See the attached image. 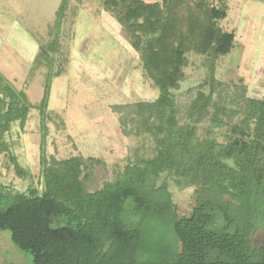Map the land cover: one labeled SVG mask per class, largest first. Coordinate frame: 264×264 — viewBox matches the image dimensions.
Wrapping results in <instances>:
<instances>
[{
	"label": "trees",
	"instance_id": "1",
	"mask_svg": "<svg viewBox=\"0 0 264 264\" xmlns=\"http://www.w3.org/2000/svg\"><path fill=\"white\" fill-rule=\"evenodd\" d=\"M136 1L125 7L130 19L127 14L125 21L115 15L119 22L131 25L136 16L133 8L140 11L143 6ZM172 1L165 0V13ZM68 2L63 1L60 18ZM186 5L179 0L176 7L181 8L182 27L186 29L192 18L212 24L213 19L197 3ZM226 9L223 1L222 14ZM215 30L218 39L212 48L209 77L182 119L174 92L153 66L147 49L152 35L140 37L142 47L136 46L144 80L154 83L158 98L116 104L111 111L124 136L148 135L153 149L149 157L128 159L124 172L96 192H89L87 183L96 167L104 164L101 159L76 156L50 161L47 156L48 123L57 120L49 109L51 76L36 106L0 74V157L9 155L24 177L29 174L12 153L7 137L15 125L23 130L31 111L39 110L43 191L31 187L28 193H13L0 184V233L9 232L11 242L31 256V264H264V244L256 247L253 243L255 219L264 217V98H250L240 87L231 94L216 79L217 50L220 56L228 55L235 48V38L221 35L220 28ZM59 45L57 39L40 46L37 60L60 53ZM64 70L60 68L59 74ZM237 117L243 120L233 125ZM199 120H209L217 129L232 126L233 142H221L211 131L198 138L195 125ZM242 132L246 136H236ZM162 179L159 188L156 183ZM171 185L198 189V200L188 215L177 218ZM153 221L171 222L182 244L180 252L165 238L161 250L151 249L148 227Z\"/></svg>",
	"mask_w": 264,
	"mask_h": 264
},
{
	"label": "rangeland",
	"instance_id": "2",
	"mask_svg": "<svg viewBox=\"0 0 264 264\" xmlns=\"http://www.w3.org/2000/svg\"><path fill=\"white\" fill-rule=\"evenodd\" d=\"M63 1L0 0V74L36 106L51 76L49 109L57 120L48 123L47 156L50 161L76 156L101 159L104 164L96 167L92 181L87 183L89 192L114 182L124 172L128 159L134 162L151 155L152 137L124 136L117 115L111 111L116 104L153 102L158 98L154 83H146L142 71L138 47H142L140 37L145 33L152 35L147 49L153 66L177 98L181 119L209 77L212 48L218 39L216 28H220L221 35L235 38V48L228 55L220 56L217 50L216 79L231 94L240 87L250 98H264V0H185L186 6L197 3L213 19L212 24L203 25L191 17L186 29L179 23V0L172 1L166 13L165 0H137L136 5L140 1L143 6L140 11L133 8L136 16L130 26L119 22L115 15L125 21L127 14L126 19H130L125 7L131 0H69L66 14L60 18ZM223 1L227 8L224 14ZM149 5L153 7L147 8ZM19 34L37 43L36 52L33 49L36 60L32 54L27 59L11 42ZM57 39L60 53L37 60L39 47ZM220 45L219 40L217 49ZM53 56L61 60L54 61ZM62 67L65 70L60 75ZM205 91L208 93L209 88ZM39 119V110L33 109L25 128L15 125L7 137L12 153L29 174L19 175L9 155L0 157V184L13 193H28L31 187L43 191ZM242 120L237 117L232 124ZM232 128L217 129L209 120H199L195 133L203 138L211 131L221 142L232 143ZM162 183L163 179L157 181V187ZM197 191L195 187L170 186L177 218L191 212L198 200ZM254 224L253 243L257 247L264 244V217H257ZM148 230L152 250H161L165 238L181 251L182 244L171 222L166 225L153 221ZM31 259L11 242L9 232L0 233V264H31Z\"/></svg>",
	"mask_w": 264,
	"mask_h": 264
},
{
	"label": "crops",
	"instance_id": "3",
	"mask_svg": "<svg viewBox=\"0 0 264 264\" xmlns=\"http://www.w3.org/2000/svg\"><path fill=\"white\" fill-rule=\"evenodd\" d=\"M16 39V41H15ZM10 40V39H9ZM11 41V40H10ZM15 44V46L18 48V51L23 54L27 59L31 57V54L33 56V60H36V46L37 43L31 39V37L26 36L24 39L21 38V35H16L14 39L11 41ZM34 49V51H33ZM40 50V47H39ZM38 56V55H37Z\"/></svg>",
	"mask_w": 264,
	"mask_h": 264
}]
</instances>
